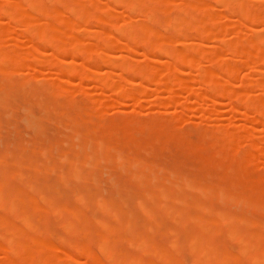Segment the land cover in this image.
<instances>
[{
	"label": "bare ground",
	"instance_id": "bare-ground-1",
	"mask_svg": "<svg viewBox=\"0 0 264 264\" xmlns=\"http://www.w3.org/2000/svg\"><path fill=\"white\" fill-rule=\"evenodd\" d=\"M90 1L0 0V19L4 18L3 20H5V22H0V102L2 103V105L0 103V106H3L5 97L8 101L10 99L7 98L9 94L6 93L5 86L28 87L31 81L38 77L37 73L39 71L37 69L39 70L41 67L48 68L49 66L56 67L59 64L57 75L54 78L55 81L41 84V90L61 108L62 115H65V108H74V97L80 96L84 98L85 103L78 108L76 107L78 113L87 116L88 114H94L102 118V107L107 106V104L110 107L113 105V108L117 109L118 106H124L123 102L128 100L127 103H130V106H134V104L138 106L140 97L148 95V91L145 89L149 85H144V83L159 84L157 86L160 87V90L166 88L168 90L165 89V91L170 94L177 92L178 89H180L178 92L186 91L188 87L182 83L179 76L176 77V74L182 71L180 69L183 66L191 70L197 62L205 61L207 63L204 62V64L207 65L197 70L198 75L196 76L198 77V84L200 83V87L205 91L204 94L201 92L196 100L202 103L203 99L207 98L210 106L214 107L217 104V99L223 97L227 100L228 108L232 113H238L237 108L241 107L245 110L244 112L242 110V116L243 113L245 116V112L249 111L251 115L252 113L255 114V118L257 116V119H254L255 122L264 127V76L251 87L252 90L255 89L257 92L254 97L255 102L251 101L250 103L247 95L248 90L243 86L240 87L244 90L228 89L225 84L228 83L229 78L238 74L237 71H239L241 65H217V54L204 52L198 46V42L205 34H203L202 28L197 30L185 21V19L192 18L194 14L202 12L206 1H212V3L215 1L214 3L219 4L222 11L236 15L237 19L248 20L253 23L264 21V6H258L255 10H248L243 6L245 5L244 0H182L172 10H162L160 0H107V3H109L103 9L105 11L109 10L114 16L116 14L119 16L116 10L119 7V9L122 8V10L128 12L129 10H138V16L142 17L138 22L124 24L125 29L120 30L114 28L115 25L109 19L97 17L95 14L97 7L91 6ZM147 2H152V4L148 5ZM86 5H90V8ZM60 10L69 14L70 19L57 18L56 15ZM167 11L168 19L162 18ZM151 16H155V20ZM81 20L83 22H93L94 25L92 23L86 24L94 26L95 30L97 29L96 26H109L108 29L112 28L110 30L117 35L116 37L111 34L100 36L98 34H101V31L97 29L89 35L92 43L79 46V41L70 35L68 31L70 28L64 26L65 28L58 30L59 28L55 26L57 22L66 25L69 22L75 23ZM19 26L20 28H18ZM162 26L165 28L164 35L162 34L163 40H158L157 38L160 35L155 29L157 27L162 28ZM186 26H189V28ZM210 26L214 29L219 28L216 25ZM16 30L20 32L18 33ZM47 31L51 33H47ZM5 32L13 35L10 39L13 41L14 48H8V50L1 48L2 35ZM189 32L193 34L191 33L188 36H192L191 38H194L196 42L194 40V43L190 44L176 43L175 46L168 39L169 34L180 33L187 36ZM211 36L213 37V35ZM118 37L123 38L126 42L124 44L126 53H132L129 48L130 44L140 46L144 52L141 53L143 59H147V61L149 60V52H157V55L149 60L152 64L138 67L133 62L134 58L129 54L120 56L117 61L112 60L113 56L110 55V51L112 47L119 43ZM165 37L167 40H165ZM17 38L20 39L19 41L22 44L21 40L25 41L31 48L32 53L27 50V46L19 50ZM215 41L224 47L225 52L237 58L235 63L238 61L245 63V65L254 64L258 66L259 64L264 67V36L254 37L246 41L243 38H238V40H233L232 43L228 44L220 43V40L216 39ZM45 47L52 52H50L52 57H47ZM63 56H71L73 59L79 57L80 61L75 63L71 59L72 64L69 62L70 64L65 66V63L62 64L66 59ZM159 56H161L160 58H169L173 62H171L170 68L164 71L165 73L160 71L162 69L160 63H157L158 65L155 63L161 62L158 60ZM163 62L161 63L163 64ZM98 63L109 70V72L105 71V73H109H107V77L105 74L102 73L104 76L101 74L100 69L98 70L100 68ZM16 67L31 72L29 71L30 73L26 77L17 76L15 73ZM16 70L18 69L16 68ZM110 70H114L112 73L119 72L115 76L113 74V78H109L108 76L111 75ZM134 75L135 77L138 76L137 78L141 80L142 85L145 87L140 84H138L139 87L137 84L135 87L132 84L131 77ZM158 77L162 82L158 81ZM71 79L78 81L74 80L77 85H75L73 91L68 89L71 85L67 87V84H72ZM84 81L85 84H87V81L92 82L93 86L97 87V91L98 88L103 92L107 90L105 93H111L112 96H104L105 102H102V97L98 101L91 99L82 88ZM167 81L171 84L170 86L174 85L173 87H176V91L172 92L174 89L169 88V83L166 84ZM123 84L135 88H124V86H121ZM76 88L79 89L76 90ZM32 92H36L35 87ZM36 94L33 93L35 96ZM103 94L101 95L103 96ZM21 95L23 94L21 93ZM15 103L17 105L16 101ZM97 107L99 108L96 110L98 113L95 111ZM179 107L182 109L186 106L181 105ZM9 108H11L10 105ZM22 109L24 111V108ZM52 109L54 110V107ZM14 112L15 110L8 116H11ZM100 112L101 114H99ZM136 113H131L132 116L129 118L124 117L125 119H123L122 117L124 120L122 123L123 120L121 119V121L112 124L107 123L108 120L107 122L105 120L101 124H95L94 128L91 127L92 129L85 128L84 130L80 117H67L66 123L72 128V131L69 130L68 132H72V136L68 137V145L65 144L67 146L66 150L60 149V143L58 142L55 146H48L47 148L39 147L37 150L33 148L30 157H26L25 149H18L21 151L18 156L12 155L10 158L5 155L0 156V255H2L0 264H264V216L257 220H251L242 219L239 215L241 211L256 213L264 210V185L259 177H251L249 164L247 165L244 160L227 153L229 149L237 147L239 140H245L246 144L249 143L251 138L247 129H251L252 122L248 121L249 126L245 122L240 131L232 135L212 133V155L211 158L207 159V162L211 164V167L219 170L222 176L220 181H207L208 183H205L201 180H188L186 176L179 177L178 174L166 172L162 168L158 169L156 165L140 158L142 153H147L146 156H148V152L143 151L147 148V145L143 144L149 138L148 136H135L137 128L139 125L141 126V123L137 125L138 127L135 126L136 128L133 126L134 123H138ZM239 113L241 114V112ZM29 115L32 114L29 113ZM53 115L56 114L53 112ZM87 116L85 117L87 118ZM25 117L27 118V116ZM247 117L249 116L246 115L242 120L244 121ZM87 119H89V116ZM25 120L24 118L22 122ZM30 120H26V122L33 129L35 128L34 132H39L41 129L35 123L36 120L34 121L31 118ZM116 120L119 119L114 118V121ZM82 121L86 122V120ZM50 123L54 124V122ZM254 124L252 125L255 126ZM58 126L60 128L61 125ZM141 127L144 130L147 129L149 131L148 135H150L151 130L149 128ZM12 129L14 130V127ZM64 129L66 130V128ZM262 132L264 133V128H262ZM42 136L44 137V135ZM262 136L258 144L264 147V134ZM46 143L48 142L46 141ZM253 143L251 144L253 145ZM149 147L152 149L151 146ZM5 152L3 153L5 154ZM38 156L43 161L39 160ZM102 164L109 165L116 170L119 169V172L120 170L124 171L131 179V183L135 184L136 190L131 192L127 190L129 195L127 194L126 198L121 199V195L118 196L121 199L120 205L113 204V202H102L101 197H97L99 191H97L98 193H92L91 189L85 186H81L84 192L80 189V183L86 184L89 180H93L91 183H94L97 180V174L102 170L104 171ZM24 171L26 173L28 171V174L25 175ZM49 174L56 175L54 182H48L47 176ZM38 175H45L42 184L37 181ZM8 177L17 179V184L8 182ZM207 178H210L209 175ZM35 181L37 183L33 185ZM60 185L69 189L72 200L62 201ZM43 191L53 192L58 197L56 199L52 196V198L43 196ZM187 192H190V194L188 193V195ZM66 196L68 197V195ZM133 200L136 201L134 203L137 207L136 213L134 210L129 213L130 210H126V203ZM90 206L96 207L100 213L103 211L102 216L107 213L111 217V222L96 219L97 214L94 215L95 217H89L85 209ZM139 212L145 220L142 218L144 223L137 226V213ZM39 213L55 214L58 220L57 225H59L60 231L64 233L65 237H59L58 233L55 235L54 231L51 232L52 230L46 229L47 221H36L34 216ZM169 221L172 223L170 226L167 225ZM232 221H238L240 225L237 228L230 227L229 232L225 233L222 228ZM139 223L141 224V220ZM50 227H53V224ZM46 230L53 233L55 238L53 234H49ZM60 231L58 230V232ZM156 235L166 238L170 236L171 239H167L166 243L162 241L160 243L155 240ZM227 241L235 244L236 249H232L230 245L228 247L231 249H229L226 245ZM105 248L109 250V253L117 254L102 258V252ZM127 248H132L136 252L134 253L131 249L129 251L134 253L131 254ZM8 252H11L13 256L10 257L7 254ZM184 253L190 256L189 263L183 260ZM60 257L63 258L62 261L58 260ZM81 258H83L82 262L79 261ZM257 261L259 262L255 263Z\"/></svg>",
	"mask_w": 264,
	"mask_h": 264
},
{
	"label": "rangeland",
	"instance_id": "rangeland-1",
	"mask_svg": "<svg viewBox=\"0 0 264 264\" xmlns=\"http://www.w3.org/2000/svg\"><path fill=\"white\" fill-rule=\"evenodd\" d=\"M66 1H69V0H66ZM136 1H139V0H136ZM181 1L182 0H160V5H161L162 10H168V9L172 10L173 8H175V5H179ZM90 2H91V6L97 7V10L95 11V14L97 17L99 16V17H101V19H109L111 21V23L115 25L113 27L114 28L116 27L117 29H120V30L125 29L126 26H123L124 24L138 22L142 19V17L138 16V10H129V12H128L126 10H122V8L119 9V7H118V9L116 8V10L118 11L119 16L117 14L114 16V15H112L113 13L109 12V10L105 11L103 9V8H105L106 4L109 3V2L107 3V0L106 1L105 0H91ZM152 2H147V3L149 5V4H152ZM210 2L206 1L205 2V8L203 9L202 12L194 14L192 18L185 19V21L187 22V24L191 25V27H194L197 30L199 28H202V30L204 31L203 34L205 33L207 36L205 34L204 35L202 34L203 37L198 42V46H200L204 50V52L207 51L210 53L217 54V58H218L217 65H219V66H224V65H229V64H236V65L238 64L237 66H239V64L241 65L240 66L241 68L237 67V68H239L238 69L239 71H237L238 74H235L232 78H229L228 83L225 84V86L228 89L236 90V91L244 90V89H241L240 86L245 87V89L247 88V90H248L247 95L249 97L250 103H251V101L255 102L254 97H255V95H257V92L255 91V89L252 90L251 87L255 82L259 81L261 79V77L264 76V67L262 65H259L258 63H257L258 66L254 65V64H246L245 65V63L238 62V61H237V63H235L237 58L233 57L232 54L225 52L224 47H222V45L216 43L215 39L220 40V43H223V44L227 43L228 44V43H232L233 40L234 41L238 40V38L239 39L243 38V40L246 41V40L254 38V37L264 36V21H258V22L253 23V22H250L248 20H242L239 18L237 19L236 15L222 11L219 4L216 3L217 4L216 5L214 3L215 1H213V3H212V1H210ZM244 4L245 5H243V4L242 5L245 6L248 10L249 9L255 10L258 6H260V7L264 6V0H253V1L244 0ZM249 4H251V5H249ZM103 5H104V7H102ZM86 6H88V8H90V5H86ZM101 8H102V10H101ZM119 11H121V12H119ZM164 14L165 15L162 18L168 19L167 18L168 11L165 12ZM56 16H57V18H65V19L69 18L70 19V15L64 11H61V10L58 12V14ZM151 17L153 20H155V18H154L155 16H151ZM3 19L4 18H1L0 22H5V20H3ZM82 20L76 21L75 23L69 22L66 25H64L63 23L57 22V23H55V26H57L59 28L58 30H60V29L62 30L63 28H65L64 26L70 28V30H68V31H69L71 36L75 37L79 41V46H84L85 44L92 43V42H90L89 35L93 34L94 31H96L97 29L99 31H101V34H98L100 36H102V35L107 36L108 34L109 35L111 34V35H114L116 37V35H117L114 32H112V30H110L112 28L108 29L109 26H107V27L106 26H96L97 29L95 30L94 26L88 25L90 23H92L94 25L93 22H90V23L85 22V21L83 22ZM6 22H8V21H6ZM86 23H88V24H86ZM210 25H212V26L216 25L219 28L217 27L218 29L215 28L216 29L215 30L214 27H211ZM15 26H17V25H15ZM186 27L189 28V26H186ZM210 27H211V29H210ZM18 28H20V26ZM15 29H17V28H15ZM164 29L165 28H163V26H162V28L157 27L155 29V31L158 32V34L160 35L157 38L158 40H163L162 34L164 33ZM206 30H207V32H206ZM208 30H210V31H208ZM212 30H213V32H212ZM17 32H15V33H17ZM47 33H51V32L47 31ZM88 33H90V34H88ZM191 33L190 32L188 34L186 33L187 36L181 35L180 33H179L180 35L176 34V33L175 34L173 33L172 35L169 34L170 36L168 37V39L175 46H176V43H183V44L184 43H189V44L194 43L195 39L191 38L192 36L191 37L188 36ZM210 34L213 35V37ZM12 36L13 35H11V33H9V32H7V33L5 32L2 35L3 43L1 45V48H3L4 50H6V49L8 50V48H14L13 41H12V39H10ZM183 36H185V37H183ZM117 39H118L119 43L115 47H112V49L110 51L111 54L109 53L110 55L113 56L111 59L115 60V61H117L120 58V56H122V55L127 56V54H129V53H126V51H124L125 50L124 44L126 43L124 41V39L121 37H118ZM17 40H18L17 41L18 42L17 47L19 50L23 49L24 46H27L26 47L27 50H29L32 53L31 48L29 47V45L25 41L21 40L23 42V44H22L19 41L20 40L19 38H17ZM165 40H167L166 37H165ZM195 42H196V40H195ZM129 48L132 50V53L129 55H131V57L134 58L133 62L138 67L144 66L147 64H152V62L150 63L149 60H151L154 56L157 55L156 54L157 52L155 53L154 51L149 52V54L147 53L148 58H149V60H148L149 62H148L147 59H143V56H142L143 54H141V53H144V52L140 46L137 47L136 45L130 44ZM45 49H46L45 52L47 53V57H49L51 51L48 50L49 48L45 47ZM108 51H109V49H108ZM46 53H45V55H46ZM66 54H68V53H66ZM50 57H52V56H50ZM160 57L161 56H159V58ZM64 58H66V59L64 62H62V64L65 63V66L67 64H70L72 62L71 59H73V58H71V56H67ZM64 58H62V59L64 60ZM159 58H158V60H160L161 62L164 61L163 64L161 62H155V63L156 64L160 63L159 65L162 68L160 71H162V73H163L166 69L170 68V66L173 62L169 58H167V59H165V58L159 59ZM49 59H51V58H49ZM68 59H69V61H68ZM73 60L75 63L77 61H80L79 57L76 59L74 58ZM202 62L203 61L197 62L196 65L191 70H188L189 68L187 69L183 66V68L181 67V69H180L182 71H180L177 74L175 73L177 76L174 74V76H176V77L179 76V79L182 80V83L188 87V88H186L187 90L184 88L186 91H184L182 89L183 92L182 91L178 92L180 90V89H178L177 92L172 93V92L176 91L175 90L176 87H173L174 85L170 86L171 84L169 83V81H167L166 84L169 83V88L171 89V87H172L171 90L174 89L171 92L172 94L167 93L165 91L166 88H164V90L161 88L162 90H160L159 89L160 87L157 86L159 84L153 85L151 83H146V84L144 83V85H149L147 88L148 90L145 89L146 91H148V95L147 96L144 95V97H140V102H139L138 106L137 105L135 106V104H134V106L133 105L130 106V103H127L128 100H127V102L126 101L123 102V105L124 106L126 105L125 107L124 106H122V107L118 106L119 110H118V107L116 105H115V108L117 107V109H114L113 105H112V107H110L107 104V106L102 107V111H103L102 112L103 113L102 118H99L98 116H95L94 114L93 115L88 114L89 119H87L88 116L86 114L84 115V114L78 113V111L76 109V107L78 108L79 106H82L85 103L84 98L80 97V96L74 97V100H75L74 108H72V109L65 108L64 109L65 115L64 114L62 115L61 108L53 102V99L50 96L45 95V92H43L41 90V84H45L48 82L55 81L54 78L57 75V70H58L57 66H59V64L58 65L55 64L56 67H52V66L51 67L49 66L50 68L49 67L48 68L41 67V68H39V70L37 69V71H39L37 73L38 77L35 80L31 81V83L28 87L23 86L24 88H22V87L14 88L16 85L5 86L7 89L6 93H8L10 95V96L7 95V98H10V99L8 101V99H6V97H5L6 103L4 102V104H3L4 108H2L3 106H0L1 107L0 108V156L5 155L8 158H10L12 155L18 156L21 153V151L18 149H25L26 150L25 151L26 157H30L31 156L30 152H31V150H33V148L36 150L39 147L47 148L48 146H55V144L58 142L60 143V149L66 150L67 146L65 144L68 145V137L72 136V134H71L72 132L71 133L68 132L69 130L72 131V128L70 125H68L66 123L67 117H72V118H75L76 116L80 117L81 118V125H82V128L84 130L85 128L92 129L95 127L94 126L95 124H101V122H105V120H106V122L108 120L107 123H109V124L115 123L117 121H121V120L125 119L126 117L129 118L130 116H132V114L137 112L135 116H136V119L138 120V123H134L133 126L135 127L141 123V126H144L145 128H149V130H151L150 135H148L149 131H147V129H145V130L142 129V127L140 125H139L140 128L137 126L138 128H137V132L135 133L136 134L135 136H137V137L148 136V138H149L146 141H144V144H143V145H147V148L143 151L148 152V156H146L147 153L146 154L142 153V154H140V158L144 159L148 163L156 165V167L158 169L162 168L166 172L178 174L177 176H179V177H185L186 176V179H188V180L189 179L190 180H194V179L195 180H201L202 182H205V183H208L207 181L217 182V181L221 180L222 173L219 170L211 167V164H209L207 162V159L211 158V155H212V145H211L212 144V140H211L212 133L213 134L226 133L227 135L228 134L232 135V134H235L236 132H239L241 129V126L243 124H245V122H246V124L248 123L247 125L249 126V122L251 121L252 122V123L250 122L251 123V126H250L251 129H247V132L249 133V136L251 138L250 139L251 143L254 142L255 144L253 143V145H252L250 143V141H249V143L246 144L245 140H242V141L239 140L237 147L229 149V151L227 153L233 154L237 158L244 160L247 165L249 164L248 167L250 170L251 177H253V178L259 177L262 180V183L264 185V147H262L261 145L258 144V141L260 140V138L263 137L262 135L264 133L262 132V128H264V127H262L259 123L255 122V120L257 119V116L255 118L254 117L255 114L253 115V113H252V115H251V112H249V111L245 112L246 115H248L249 117L245 118V120L243 121L242 119H244V117L246 115L244 116V113H243V116H242V110H243V112L245 110L242 109L241 107L237 108L238 113H236V114L232 113L230 111V109L228 108L229 105L227 103V100H225V98H223V97L217 99V104H216L217 106L215 105L214 107L210 106V104H209L210 102L208 101L207 98L203 99L204 101L202 103H199L196 100L198 95H201V92H202V94H204V91H205L203 88L200 87L201 86L200 83L198 84V77H196L198 75L197 70H200L201 68H204L205 65H207V64H204L205 61L203 62V64H202ZM205 63H207V62H205ZM12 66H14V65H12ZM199 66H202V67H199ZM99 67L100 68H98V70L100 69L99 71L101 72V74L103 73L107 77V75L109 74L108 73L109 70L107 69V67L106 68H105V66L102 67V64ZM16 68L18 70H16ZM16 68H15V73L17 76H22V77L25 76L26 77L31 72L30 70L23 69L21 67H16ZM156 69L158 70V68H156ZM105 71H108V72L105 73ZM112 71H114V70H112ZM112 71L110 72L111 75L108 76L109 78H113L112 75L114 74V76H115V74H118V72H119L117 70L118 71L117 73H116V71L112 73ZM181 72H183V73H181ZM116 77L118 78L117 75H116ZM116 77H114V78H116ZM137 77H135V75L131 77L132 78V84L135 87H136V84H137V86H138V84H140L141 86H144V85H142L143 83L141 82V80ZM160 78H161V76H160ZM160 78L158 77V81L162 82V80H160ZM161 79H163V78H161ZM74 80L75 79H71L72 84H67V87L69 85H71L68 87V89H70V91H73L75 85H77L76 82H78V81L75 80L76 81L75 82ZM139 82H141V83H139ZM163 82H165V81H163ZM85 83L86 82L84 81L82 88L84 91L87 92V96L90 97L91 99L98 101L102 97V99H101V100H103L102 102H105L106 99L104 101V98H105L104 96L111 94L108 92L105 93L107 90L103 92V91L99 90V88H98V91H99L98 92L97 87L93 86L92 82L87 81V84H85ZM162 84H160V85L162 86ZM32 85L35 87V91L38 92L37 94H36V92H32V91H34V87ZM78 85H79V83H78ZM121 86H124V88H130L129 85L127 86V85L123 84ZM134 86H131V88L132 87L135 88ZM153 86H155V87H153ZM164 86H165V84H164ZM223 86H224V84H223ZM71 87H73V88H71ZM78 87L80 88V85ZM138 87H137V89H139ZM79 88H76V90ZM149 88H150V90H149ZM31 89H32V91H31ZM9 90H11L12 92ZM19 90H20V93L18 94ZM24 90H26V91H24ZM153 90H155V91H153ZM166 90H168V89H166ZM30 91H31V93H30ZM163 91H165V92H163ZM14 92H16L17 94ZM100 92H102V93H100ZM10 93H12V94H10ZM21 93L23 95H21ZM33 93L36 94V96L38 95V97L33 95ZM177 93H179V94H177ZM101 94H103V96ZM112 94H114V93L112 92ZM29 95L30 96L33 95V96L30 97ZM23 96H24V98H23ZM110 96H112V95H110ZM14 97H16V99H14ZM26 98H27V100H25ZM44 99H45V101H44ZM36 100L38 101V103ZM49 100H51V101H49ZM15 101L17 102V105H15L16 104ZM107 102H108V100H107ZM194 102H196L197 104ZM28 103H30V104L28 105ZM47 104H49V105L47 106ZM131 104H133V103H131ZM1 105H2V103H1ZM9 105L11 106V108H9ZM45 105H46V107H44ZM181 105H185L186 107L181 109L179 107ZM127 106H130V107H127ZM39 107L40 108L42 107V108L40 109ZM51 107L52 108L54 107V110ZM22 108H24V111ZM98 109H99L98 107L95 108V111ZM14 110H15L14 114L12 113L11 116H8ZM21 111H23V112H21ZM49 111H51V112H49ZM53 112H54V114H56L58 116L53 115ZM239 112H241V114ZM29 113H31L32 115H29ZM96 113H98V112L96 111ZM78 114H80V115H78ZM99 114H101V112ZM33 115L35 116V118ZM4 116H5V118H4ZM25 116H27V118ZM85 116H87V118ZM29 117L31 119H33L34 121L38 120L37 122L35 121V123L38 124V126L40 127L39 129H41L39 132L37 131L38 133L34 132L35 128L33 129V127L30 126L28 122H26V120L27 121L30 120ZM36 117H40L42 120L40 118H36ZM122 117H123V119H122ZM24 118L26 120L24 122H22V120ZM80 118H78V119L80 120ZM114 118H118L119 120L114 121ZM39 120H40V122H39ZM58 120H60L61 122H59ZM82 120H86V122L82 121ZM175 121L177 123V126H176V123H174ZM50 122H54V124L50 123ZM122 122H124V120L121 121V123ZM65 123H66V125H65ZM92 123H93V125H92ZM253 123H255L254 124L255 126L252 125ZM58 125H61L60 128ZM11 127L12 128L14 127V130ZM31 127H32V129H31ZM29 128H30V130H29ZM64 128H66V130ZM27 135H28V137H27ZM42 135H44V137ZM29 136H30V138H29ZM59 136H61V137H59ZM1 140H2V145H1ZM46 141L48 143H46ZM243 141H245V142H243ZM24 143H25V145H24ZM149 146H151L152 149ZM4 151H6L8 153L5 152V154H4L3 153ZM38 159L43 161V159L40 157ZM102 167H103L104 171L102 170L100 173L97 174V180L94 183H91V182H93V180H89L88 181L89 184L88 183H86V184L80 183L79 184L80 189H82V191L84 192V190L81 186H85V187L91 189L92 193L99 191V193L97 192L98 193L97 197H101L102 202L103 201H105L107 203L113 202V204L120 205L121 199L126 198V195L128 194L127 192L129 190H130V192L133 190H136L135 184L131 183V181H130L131 179L129 178V176L124 171L120 170V172H119L118 171L119 169L116 170L113 167H111L109 165H105V164H102ZM108 170H110V171H108ZM108 173H110V174H108ZM24 174L27 175L28 171H27V173L24 171ZM105 174H108V175H105ZM52 175L49 174L47 176L48 182H52V181L54 182L56 180V175H53V176ZM208 175L210 177L209 179L207 178ZM44 178H45V175L44 176L38 175L37 181L40 184H42L45 180ZM109 179L111 180L110 183H109ZM37 181L33 182V185H36ZM8 182L13 183V184H17L18 181L15 178L8 177ZM112 182L114 184H111ZM94 185H96V186H94ZM93 186H94V188H93ZM39 187H41V186H39ZM123 187L125 188V190H123L124 189ZM59 188L61 189V196L60 197H62V201L72 200V196H71V193H69L68 188H64L61 185ZM98 189H100V190H98ZM25 191H27V190H25ZM100 193H101V195H100ZM117 193H119V194L117 195ZM188 193L190 194V192H187V194ZM64 194H65V196H64ZM42 195L43 196L45 195L48 197L52 196L53 198H56V199L58 197L57 195L53 194V192L50 193V192H46V191H43ZM66 195H68V197ZM120 195H121V199L118 198V196L120 197ZM130 195H132V194H130ZM115 199H116V201H115ZM130 202L131 201H128L126 203V210L127 211L130 210L129 213L133 212V210L135 211L137 209L136 205L134 204L136 201L133 200L131 203ZM128 203H130V204H128ZM91 207L92 206H90L89 208L87 207L85 209V211L87 210L86 213L89 217H92V216L95 217L94 215L97 214L95 217L96 219L101 220L103 222H105V221L108 223L111 222V217L107 213H105V216H102V214H104L103 211H101V213H102L101 214L100 211H98L96 207H92V208ZM131 207H132V209H130ZM89 209L90 210L92 209V210L90 211ZM91 212H92V214H90ZM135 213H136V211H135ZM140 215H141L140 212L137 213V217H138L137 222H136L137 226H140L144 223L143 219H142L144 217L140 216ZM239 215L242 219L246 218V219H251V220H257L260 217L264 216V210H262L260 212H256V213L241 211ZM34 217H35V220L38 222L47 221V224H46L47 228L46 229H48L50 231L52 230L51 232L54 231L53 233L55 235L58 233L59 237H65L63 235L64 233L62 231H60L61 228L59 227V225H57L58 220L56 219L57 216L55 214H53V213H39V214L35 215ZM140 220H141V224L139 223ZM144 220H145V218H144ZM50 223H51V225L53 224V227L55 229L53 227H50L51 226ZM167 225H169V226L172 225L171 221L167 222ZM239 225H240V222L232 221L229 225H226L225 227H223L222 230L225 233H228L230 227L233 226V227L237 228ZM48 227L51 229H49ZM48 230H46V232H48ZM58 230L62 234L60 232H58ZM51 232H48V233L50 234ZM53 233H51V235ZM54 234H53V237L55 238ZM157 236H159V235H156V237ZM156 237H155V240L157 242H160V243H162V242L166 243V241L171 239L170 236L167 238L166 237H160V236L158 238H156ZM226 245H227V247L230 245L232 247V249H234V250L236 249V247H235L236 245L233 243L231 244V242H229V241L226 242ZM131 249L132 248H127L128 251ZM229 249H231V248H229ZM132 250L134 251V249H132ZM133 251H129V252H131V254H134L136 251H134V253H133ZM7 254L10 257L13 256V254L11 252H8ZM116 254L117 253H109V250L107 248H105L102 252V258H106L108 256H113ZM1 256L2 255H0V258H1ZM58 260L62 261L63 258L60 257ZM81 260L83 261V258L79 259V261H81ZM183 260L186 263H189L190 256L187 253H184ZM258 262L259 261L255 262V263H258Z\"/></svg>",
	"mask_w": 264,
	"mask_h": 264
}]
</instances>
